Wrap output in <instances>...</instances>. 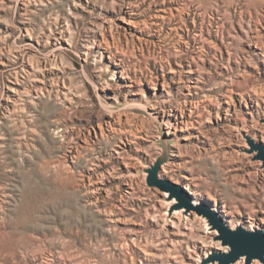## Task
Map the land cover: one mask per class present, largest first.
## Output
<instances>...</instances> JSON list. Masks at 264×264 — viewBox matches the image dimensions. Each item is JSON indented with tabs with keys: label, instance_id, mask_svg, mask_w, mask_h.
Segmentation results:
<instances>
[{
	"label": "rangeland",
	"instance_id": "374dc122",
	"mask_svg": "<svg viewBox=\"0 0 264 264\" xmlns=\"http://www.w3.org/2000/svg\"><path fill=\"white\" fill-rule=\"evenodd\" d=\"M263 131L264 0H0V264H223Z\"/></svg>",
	"mask_w": 264,
	"mask_h": 264
},
{
	"label": "water",
	"instance_id": "95a60500",
	"mask_svg": "<svg viewBox=\"0 0 264 264\" xmlns=\"http://www.w3.org/2000/svg\"><path fill=\"white\" fill-rule=\"evenodd\" d=\"M259 149V158L264 161V147L256 146L255 149ZM155 184L160 185L163 188H172L173 186L167 182H156ZM173 192L180 197L183 203H186V197L178 193L176 190ZM202 209L210 214L212 218L215 217L209 208ZM222 236L221 238L224 241L225 245H229L232 248L230 254H225L220 257V260L223 264H233L242 256H247L249 262L254 258H260L264 260V232L257 230L255 232L245 231L242 228H238L237 231H232L229 228L222 226L220 229Z\"/></svg>",
	"mask_w": 264,
	"mask_h": 264
},
{
	"label": "bare ground",
	"instance_id": "6f19581e",
	"mask_svg": "<svg viewBox=\"0 0 264 264\" xmlns=\"http://www.w3.org/2000/svg\"><path fill=\"white\" fill-rule=\"evenodd\" d=\"M264 132V131H263ZM259 145V144H258ZM259 151V149L257 148V149H254V153H255V151ZM250 156H252V160H253V157H254V155H253V153H248ZM255 160V159H254ZM253 160V161H254ZM259 162V163H258ZM262 162H263V160H262ZM262 162H260L259 160H255L254 161V163H257L256 165H259V171H257V172H259V173H262L263 175H264V163H262ZM257 174V173H256ZM166 195V194H165ZM173 203H176V200L174 199L173 200ZM179 212V211H178ZM175 213H177V211L175 212ZM181 213V212H180ZM179 213V214H180ZM176 215V214H175ZM263 223H264V221H263ZM229 251V246H226L225 247V252H228ZM246 258H247V256L245 255V256H242L240 259H238L235 263H233V264H245L247 261H246ZM256 262L258 263V259H255L254 260V263L256 264Z\"/></svg>",
	"mask_w": 264,
	"mask_h": 264
}]
</instances>
